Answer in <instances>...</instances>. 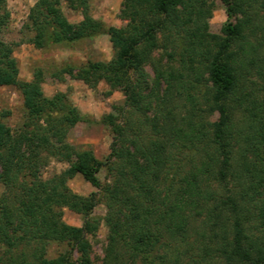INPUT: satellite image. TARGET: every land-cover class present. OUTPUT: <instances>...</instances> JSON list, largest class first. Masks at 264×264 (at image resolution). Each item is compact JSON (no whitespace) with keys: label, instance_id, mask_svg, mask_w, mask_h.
I'll use <instances>...</instances> for the list:
<instances>
[{"label":"trees","instance_id":"1","mask_svg":"<svg viewBox=\"0 0 264 264\" xmlns=\"http://www.w3.org/2000/svg\"><path fill=\"white\" fill-rule=\"evenodd\" d=\"M222 1L240 16L237 25L226 26L225 37L207 30L208 0H138L137 22L131 31L124 35L108 31L119 51L92 77L112 91L121 89L126 98L125 109L120 111L123 124L117 128L108 157V162L113 158L121 163L119 180L108 190L107 217L110 231L126 245L121 252L112 245L107 264H156L152 255L165 235L187 237L192 212L197 210L200 215L199 206L209 203L227 208L229 218L210 232L204 231L202 237L213 248L202 251L225 258L228 264H264V67L257 63L259 44L250 40L259 35L264 40V0ZM4 4L0 0V10ZM30 20L38 46H43L50 27L55 43L80 38L77 31L64 35L58 30L59 10L51 0L38 1ZM4 21L0 17V29ZM87 27L93 36L101 34L97 23L90 21ZM239 40L244 44H238ZM169 45H181L179 60L172 65L155 63L151 58L155 51H167ZM12 53V46L0 42V86L16 87L21 93L33 129L29 126L28 132L14 136L2 123L7 113L0 112V161L7 158L17 169L0 174L2 183L17 189L14 202H1L5 222L19 220L26 226V236L18 240L25 241L29 250L16 254L18 244L7 234L0 235V242L8 248L5 256L0 255V264H76L70 255L46 258L50 243L69 245L80 253V264H91L86 235L94 230L89 217L98 204L97 193L80 196L57 181H39L37 173L43 151L57 149L72 159V148L60 142L68 133L65 122L73 126L77 120L57 119L42 125L41 79L20 81ZM148 64H152L154 79L145 72ZM252 70H257L260 87L250 83ZM203 99L221 113L211 129L194 115ZM146 127L147 141L143 142L140 137ZM128 136L135 140L136 154L126 150ZM103 166L94 157L80 154L69 172L80 174L98 189L97 174ZM184 166L189 170L184 172ZM25 170L34 177L28 187L18 185ZM165 175L169 177L162 194ZM211 178L225 188V196L212 191ZM230 180H238L236 187H229ZM51 206L82 215L85 223L74 227L58 222L47 215ZM199 258L207 262L206 255Z\"/></svg>","mask_w":264,"mask_h":264},{"label":"rangeland","instance_id":"2","mask_svg":"<svg viewBox=\"0 0 264 264\" xmlns=\"http://www.w3.org/2000/svg\"><path fill=\"white\" fill-rule=\"evenodd\" d=\"M38 1L40 0H5L0 10V17L5 18L0 29V42L12 46V59L16 63L20 81L32 82L36 77H40V101L43 113L39 121L42 125L52 124L51 122L57 119L77 120L73 126L65 122L63 128L68 129V133L60 142L61 145L69 146L74 151L70 161H77L80 154H88L104 165L97 174L100 181L98 189L86 182L80 174L69 172L71 162L65 158L62 151H56L57 149L41 153L40 158L43 164L37 173L39 181H57L80 196L87 197L91 193H97L98 204L89 217L94 230L87 234L86 238L90 245L91 264H107L106 260L111 246L116 245L120 251L126 245V242L116 238L118 235H114L107 225L108 190L119 180L117 170L121 163L113 158L108 162V157L117 135V128L123 124L120 111L125 109L126 98L121 89L112 91L104 81L96 84L92 75L95 70L106 68L116 57L119 48L112 43L108 31L113 30L119 35L131 31L137 22L138 0H76V2L75 0H51V3L59 10L61 26L58 30L64 35L77 31L80 38L72 42L55 43L52 36L53 27H50L43 46L35 43V33L30 20L31 10ZM208 9L210 14L206 25L207 30L212 34L225 37L227 35L226 26L228 24L237 25L240 20L239 14L231 10L222 0H208ZM229 11L232 12L230 16ZM90 21L100 26L98 33L101 34L92 35L87 27ZM250 40L254 41L255 46L259 44L257 61L260 62L257 63L264 67V40L260 35L251 36ZM260 40L262 44L259 43ZM238 44L242 45L244 41L239 40ZM180 49L181 45H169L167 51L159 49L151 58L155 63L172 65L179 60ZM145 72L151 79L155 78L152 64L145 66ZM256 72L257 70H252L248 77L250 83L253 82V85L258 84L257 87H260L262 81L255 74ZM253 85L251 84L250 87ZM162 88L164 89L165 85ZM200 91L202 93L205 91L204 85L201 86ZM177 107L176 109H179L180 104ZM0 112L7 113L2 123L5 129L10 130L14 136L28 132L29 126L31 130L33 129V123L23 106L22 95L16 87L0 86ZM194 115L207 129H211L221 119V113L213 111L212 102L207 99L201 100ZM240 119L238 116L239 121ZM147 134L146 127L140 141H147ZM134 141L131 136L124 139L126 150L132 154H136L133 152ZM6 159L0 161V174L5 170H17L16 163ZM188 170L189 167L184 166V172ZM30 174L29 170H25V173L19 176L18 185L28 187L34 181V177ZM168 177L165 175L161 179L162 194L165 192L164 182L168 180ZM237 182L238 180H230L232 184L229 187H236ZM208 185L212 191L220 193L218 195L222 197L226 195L225 188H222L213 178L210 182L208 181ZM15 189L8 188L0 180V221L4 219L0 222V235H9L8 239L18 244L15 253L20 254L29 250L25 246V241L19 242L18 240L26 236V226L19 220L14 224H10L9 221L5 222L7 216L3 215L2 211L3 201H8L10 204L14 202V193L17 192ZM198 211H202L200 215L197 210L192 212L194 215L189 221L187 237L182 239L165 235L160 247L152 255L156 264H206L207 262L208 264H228L225 258L208 256L202 251L205 247L213 248V245H209L210 241L202 237L204 231L210 232L211 229H215L226 221L229 218L228 209L219 208V205L215 203H209L206 206H199ZM47 215L58 222L74 227H82L85 223L82 215L67 208L51 206L47 210ZM7 249L0 242L1 256L7 254ZM46 250L48 259L70 255L72 262L80 264V253L73 251L67 244L50 243ZM200 255H206L207 262L201 261ZM124 263L131 264L125 261ZM135 264L142 263L136 261Z\"/></svg>","mask_w":264,"mask_h":264}]
</instances>
